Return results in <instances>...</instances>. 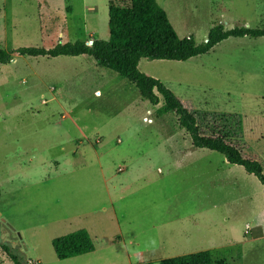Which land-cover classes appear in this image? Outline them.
Listing matches in <instances>:
<instances>
[{
	"label": "rangeland",
	"instance_id": "374dc122",
	"mask_svg": "<svg viewBox=\"0 0 264 264\" xmlns=\"http://www.w3.org/2000/svg\"><path fill=\"white\" fill-rule=\"evenodd\" d=\"M108 1L128 4L0 0V48L105 40ZM155 1L196 43L216 24L264 28V0ZM137 69L172 92L200 134L235 146L264 176L263 37H229L185 61L139 59ZM159 106L86 54L0 63V241L21 264H158L200 250L216 264H264L257 178L193 148ZM77 229L93 251L58 260L51 239ZM0 264H12L1 250Z\"/></svg>",
	"mask_w": 264,
	"mask_h": 264
},
{
	"label": "trees",
	"instance_id": "16d2710c",
	"mask_svg": "<svg viewBox=\"0 0 264 264\" xmlns=\"http://www.w3.org/2000/svg\"><path fill=\"white\" fill-rule=\"evenodd\" d=\"M107 38L55 43L50 48L18 47L0 48V63H7L11 53L36 56H78L86 54L95 64L114 72L130 82L139 98L152 105L160 102L157 114L173 113L177 122L193 148L207 149L222 155L225 160L257 178L264 195V176L260 164L243 158L239 150L219 137L204 136L199 133L194 116L159 80L141 73L137 69L139 59L185 61L191 57L207 53L212 47L226 38H264V28L244 26L224 29L221 24L213 25L201 43L191 36L178 37L167 19L164 10L155 0H128L125 6L107 2ZM50 246L58 260H64L93 251V244L85 229L51 239ZM0 250L12 262L21 264L19 252L8 243L0 241ZM138 264H152L140 262ZM158 264H216L209 250H200L178 256L163 258Z\"/></svg>",
	"mask_w": 264,
	"mask_h": 264
},
{
	"label": "crops",
	"instance_id": "0c3cea01",
	"mask_svg": "<svg viewBox=\"0 0 264 264\" xmlns=\"http://www.w3.org/2000/svg\"><path fill=\"white\" fill-rule=\"evenodd\" d=\"M67 8H68V10H67ZM65 9L68 11L67 13H71V7H70V6H65V7H64V11L66 12ZM50 12H51V11H50ZM47 13H49V12H47ZM81 55H85V54H81ZM94 63H95V62H94ZM29 159H30V158H29ZM119 169H120V168L117 167L116 172H118ZM245 227H246V226H245ZM259 227H260L261 229H264V226H261V225H260Z\"/></svg>",
	"mask_w": 264,
	"mask_h": 264
},
{
	"label": "water",
	"instance_id": "95a60500",
	"mask_svg": "<svg viewBox=\"0 0 264 264\" xmlns=\"http://www.w3.org/2000/svg\"><path fill=\"white\" fill-rule=\"evenodd\" d=\"M91 43V41H89V43L88 44H90Z\"/></svg>",
	"mask_w": 264,
	"mask_h": 264
},
{
	"label": "built area",
	"instance_id": "2783aa9c",
	"mask_svg": "<svg viewBox=\"0 0 264 264\" xmlns=\"http://www.w3.org/2000/svg\"><path fill=\"white\" fill-rule=\"evenodd\" d=\"M149 121V120H148Z\"/></svg>",
	"mask_w": 264,
	"mask_h": 264
}]
</instances>
